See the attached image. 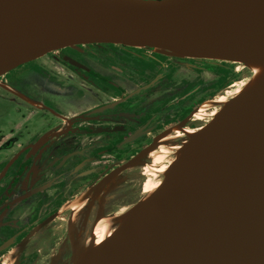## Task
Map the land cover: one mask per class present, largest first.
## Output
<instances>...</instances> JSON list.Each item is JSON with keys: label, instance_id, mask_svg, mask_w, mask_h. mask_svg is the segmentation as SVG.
Returning a JSON list of instances; mask_svg holds the SVG:
<instances>
[{"label": "water", "instance_id": "water-1", "mask_svg": "<svg viewBox=\"0 0 264 264\" xmlns=\"http://www.w3.org/2000/svg\"><path fill=\"white\" fill-rule=\"evenodd\" d=\"M93 44L256 72L209 103L218 109L204 128L168 144L161 183L112 218L103 242L72 232L71 256L51 264H264V0H0V77Z\"/></svg>", "mask_w": 264, "mask_h": 264}, {"label": "flooded vegetation", "instance_id": "flooded-vegetation-1", "mask_svg": "<svg viewBox=\"0 0 264 264\" xmlns=\"http://www.w3.org/2000/svg\"><path fill=\"white\" fill-rule=\"evenodd\" d=\"M239 65L93 44L1 76L0 264L65 260L72 232L96 242L97 218L121 214L145 183L153 192L172 162L168 144L204 128L218 109L209 103L233 97Z\"/></svg>", "mask_w": 264, "mask_h": 264}, {"label": "rangeland", "instance_id": "rangeland-1", "mask_svg": "<svg viewBox=\"0 0 264 264\" xmlns=\"http://www.w3.org/2000/svg\"><path fill=\"white\" fill-rule=\"evenodd\" d=\"M238 66V65H237ZM241 69V71H247L245 73H243V75H241V78L240 79H237L236 82L233 86H231L229 89H228V93L226 96H235L240 90L241 88L244 86V84L251 80V78L254 76V73L255 71L252 72V70H250L249 68L243 66L242 64L239 65ZM215 110H214V113L211 115L213 116L215 114ZM175 148V147H174ZM173 153H174V149L173 151L171 152V154L169 155V157L171 158V160H173ZM166 158V152H160V153H157L155 156L152 157L153 159V165L151 166H147L145 169H144V172H149L150 168H153L155 166V163L157 164L158 163V160L160 159H165ZM152 170V169H151ZM147 177V180L149 179L148 175L146 174L145 175ZM147 182V181H146ZM146 188V183H145V186H144V192L145 193H151L152 191H149ZM112 220H106V219H103L101 220V222H99L98 224V227L96 228V232H102V235L100 237H98V233H96V238H97V244L101 243L104 241V239L106 237H108V235H110L111 231L113 230L114 228V225L113 223L111 222Z\"/></svg>", "mask_w": 264, "mask_h": 264}, {"label": "bare ground", "instance_id": "bare-ground-1", "mask_svg": "<svg viewBox=\"0 0 264 264\" xmlns=\"http://www.w3.org/2000/svg\"><path fill=\"white\" fill-rule=\"evenodd\" d=\"M238 64V63H237ZM253 71H255L256 72V70H253Z\"/></svg>", "mask_w": 264, "mask_h": 264}]
</instances>
